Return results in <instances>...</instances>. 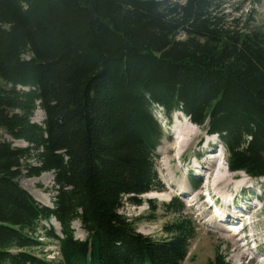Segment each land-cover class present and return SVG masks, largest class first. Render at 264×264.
I'll return each mask as SVG.
<instances>
[{
  "label": "trees",
  "instance_id": "obj_1",
  "mask_svg": "<svg viewBox=\"0 0 264 264\" xmlns=\"http://www.w3.org/2000/svg\"><path fill=\"white\" fill-rule=\"evenodd\" d=\"M221 2L0 0V129L29 144L0 140V264H181L190 221L155 240L120 212L163 187L157 107L217 134L231 171L264 176V35L227 23ZM24 170L53 172L54 207L20 184ZM167 205L182 215L177 197ZM53 218L62 237L42 225ZM40 229L59 260L33 251Z\"/></svg>",
  "mask_w": 264,
  "mask_h": 264
},
{
  "label": "rangeland",
  "instance_id": "obj_2",
  "mask_svg": "<svg viewBox=\"0 0 264 264\" xmlns=\"http://www.w3.org/2000/svg\"><path fill=\"white\" fill-rule=\"evenodd\" d=\"M173 1L184 2L185 0ZM221 16L227 23H231L244 32L255 29L264 35V0H222ZM155 113L158 118H161L160 123L162 124L164 133V137L156 153L157 170L163 187L161 190L140 195L138 197L139 204L133 203L125 198L120 212L134 223L137 232L151 236L155 240H161L167 237L168 234L165 230L174 223H177L179 219H182L181 216H184L186 220L190 221L194 228V236L189 241L188 254L181 264H210L211 261L215 260L217 254H225L229 264H264V205L262 204L264 200L259 202L260 198L264 199V178H254L246 173L243 176L239 171L232 172L227 163L228 153L220 146V139L215 135L209 134L205 128L200 126H197L199 128V136L195 143H192L180 155L175 149H171L173 141H175V136H177L174 133V129H172L175 115L172 116L171 120H167L163 114V109L159 107H157ZM41 118H43L42 121ZM44 119L45 114L43 110L38 108L32 120L42 124ZM0 140L11 141L18 147L29 146L23 140L12 138L3 129H0ZM207 150H210L209 153H207ZM219 150L223 151L224 156L221 157L216 171L221 170L222 173L228 176L234 175L229 178L232 184H235L236 181L241 179L248 180L243 192L241 191L239 193V197H241L240 201L242 204L246 202L244 204L246 206L247 203L252 204V206L256 205L254 209H251L253 225L250 226L251 229L243 234H235L231 230L227 231L229 229L218 227L223 220H218L216 223L212 222V220H209V222L208 217L210 216L203 217L200 215V209L187 203V199L179 193V190H191V178H197V171H202L201 167L194 166L196 163L198 164L204 161L207 166L214 164L215 167L217 165L214 156L220 155ZM205 154L210 156V158L208 159V156ZM31 164L37 165V161L35 159L31 160ZM203 172L202 174L204 175L200 174L199 178L203 182L207 180L208 185L212 184L211 181L209 182L207 174L205 176V172L207 171L203 169ZM23 173L19 178V182L30 193L35 189L41 192V194L38 193V198L34 197L31 193L38 203L44 206H50L42 200L44 199L43 196H47L50 202H55L57 191L53 172L43 173H49L50 177H52L53 182L50 185L48 183L50 177L47 175H44L45 179L42 181L39 178L43 174L40 176H27L26 170ZM203 182L200 185L201 198L205 197L203 193L207 192ZM208 190L213 194V189L211 190L209 187ZM147 195H154V197ZM174 196L178 198V201L180 200L184 203L182 215L174 212L167 205L171 202L172 198L174 199ZM217 197L219 196L217 195ZM222 198L219 197V204L224 202ZM215 199L216 196L213 200ZM203 200L205 202L203 208L205 207L214 213V206L207 203L208 199L204 198ZM42 225H45L43 226L44 228L53 230L58 237H62V227L55 218L50 222H43ZM72 228L74 229L75 238L85 240L88 236L80 220L74 221ZM37 234L40 235L39 240L42 242V245L33 251L39 255L46 254L45 256L48 259L59 260L61 258L59 240L45 237L41 229Z\"/></svg>",
  "mask_w": 264,
  "mask_h": 264
},
{
  "label": "bare ground",
  "instance_id": "obj_3",
  "mask_svg": "<svg viewBox=\"0 0 264 264\" xmlns=\"http://www.w3.org/2000/svg\"><path fill=\"white\" fill-rule=\"evenodd\" d=\"M42 119L43 118H41V121H42ZM172 129H174V133L177 136H175V141H173V146H171V149H175L180 155L183 154V151L185 149H187L192 143H195L196 139L199 136V128L197 127V125L191 123L190 120L188 119V117H186L182 112H175L174 125H173ZM223 155H224V153H221L220 156H214V160H216V162H217V165L215 167H214V164H210V166L205 165L204 161L199 162L200 164L196 163L194 165L196 167H199L201 165L202 171H197V174H199V175L200 174L203 175L202 174L203 169H204V171H207V172H205V176L207 174V178H208L209 182L210 181L212 182V186H213V190H214V191H212V193H214L215 195H218L221 198L223 197L222 199H224V202L226 203L225 204L226 208L224 209V212L215 214V213H212L209 209H207L205 207H204L205 209L203 208V206L205 205V202L203 199L206 198V195L204 198H201L202 194L197 193L198 192L197 191L193 195V197L191 196L192 205L196 206V207H198V209H200L199 214L202 215L203 217L210 216V217H208V221L212 220V222H215V223L218 220H223L222 223H225L227 219L234 222L235 218L238 215H240L239 213L236 212V209L238 207H242L243 209H245V208L252 206V204H250V203H247V206L244 205L246 202L242 204V202L240 201L241 197H239V193L241 191L243 192V190L245 188L244 186L248 182V180L241 179V180L236 181L235 184H232V182L230 181L229 178L233 177L234 175L228 176L227 174L222 173L221 170H218L219 172L216 171L217 166L220 164L219 162H220L221 157ZM239 173L243 176L246 175L243 172H239ZM44 175H47L50 177L49 173H45L39 178V180L44 181V179H45ZM52 182H53L52 177H50L49 182H48L49 185L52 184ZM48 183H46V184H48ZM204 183H207V181H204ZM251 188H252V186H251ZM31 193L34 195V197H37V198H38V193L41 194V192L36 190V189L31 191ZM203 195H204V193H203ZM147 196L154 197V195H147ZM43 197H44V199H42V200L45 203H47L48 205H50L49 207L54 206L53 203L50 202V200L48 199L47 196H43ZM235 197H237V198L234 200V202L231 205L228 204V202H227L228 199L233 201V199ZM213 198H214V196H212L209 200L212 201ZM241 215H243V213ZM53 223H55V222H53ZM235 226H237V225H235ZM231 227L232 226H229V228L226 226H222L221 228L230 229ZM240 229L241 228L239 227L237 229V231L240 232ZM227 231H229V230H227Z\"/></svg>",
  "mask_w": 264,
  "mask_h": 264
},
{
  "label": "clouds",
  "instance_id": "obj_4",
  "mask_svg": "<svg viewBox=\"0 0 264 264\" xmlns=\"http://www.w3.org/2000/svg\"><path fill=\"white\" fill-rule=\"evenodd\" d=\"M150 193V192H149ZM147 194V193H146Z\"/></svg>",
  "mask_w": 264,
  "mask_h": 264
}]
</instances>
